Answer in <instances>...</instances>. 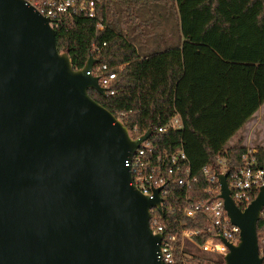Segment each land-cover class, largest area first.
<instances>
[{
    "label": "water",
    "instance_id": "water-1",
    "mask_svg": "<svg viewBox=\"0 0 264 264\" xmlns=\"http://www.w3.org/2000/svg\"><path fill=\"white\" fill-rule=\"evenodd\" d=\"M52 19L24 0H0V264H163V233L150 225L154 198L126 161L151 137L94 99L108 88L60 50ZM224 206L241 229L223 264H264L258 223L264 185L239 207L229 170H216Z\"/></svg>",
    "mask_w": 264,
    "mask_h": 264
},
{
    "label": "trees",
    "instance_id": "trees-1",
    "mask_svg": "<svg viewBox=\"0 0 264 264\" xmlns=\"http://www.w3.org/2000/svg\"><path fill=\"white\" fill-rule=\"evenodd\" d=\"M151 5L161 6L167 15H182L185 39L180 44L163 48V35L154 38L153 21L140 12ZM245 17L252 19V26ZM55 30L60 50L70 54L75 68H83L93 54L99 65L108 66L102 74H116L110 85L116 93L102 95L91 89L90 94L115 115L123 113L129 129L137 126L135 136L151 127L156 153L183 145L198 181L186 193L175 182L182 173L171 175L162 214L166 235L178 236L175 254L180 260L183 228L199 230V243L213 234L204 215L184 214L188 201L215 200L204 190L202 167L222 170L220 155L230 172L243 165L245 138L228 143L264 103V0H101L97 18L72 13L63 16ZM93 45L99 51L93 52ZM176 114L183 127L160 132L158 128ZM256 149L258 163L264 166V146L257 144ZM258 235L264 256L263 216ZM216 261L223 264L224 259Z\"/></svg>",
    "mask_w": 264,
    "mask_h": 264
},
{
    "label": "built area",
    "instance_id": "built-area-1",
    "mask_svg": "<svg viewBox=\"0 0 264 264\" xmlns=\"http://www.w3.org/2000/svg\"><path fill=\"white\" fill-rule=\"evenodd\" d=\"M26 3L33 5L42 14L52 19V26L55 28L59 25L60 19L65 15L72 13L84 14L89 18L98 17V6L101 0H24ZM104 25L99 24V29H103ZM105 44V43H104ZM93 52L99 51L93 45ZM95 57V56H94ZM108 69L107 64L99 65L96 62L91 73L98 75L99 82L103 87L108 88V93L114 94L116 91L110 89L113 79L116 77L115 73L102 74ZM117 116V115H116ZM123 113L117 116L120 120ZM183 122L179 114L173 116L166 124L160 126L158 130L165 132L169 129H181ZM138 132V127L129 129V134L132 138H137L141 135L135 136ZM143 135V134H142ZM256 148H248L243 155L244 163L228 175L229 188L232 197L236 204L245 209L256 197L260 188L264 185V166L259 165L256 154ZM222 166V172H226V158L220 155L217 159ZM126 165L131 167L132 183L145 195L154 198L156 189L159 191L160 197L164 199L162 202L163 210L166 208V196L170 189L168 187L169 178L177 172L182 175L175 178V182L186 193L192 190L194 184L198 181V175L194 174L190 165L187 153L183 145L178 146L172 151L165 150L156 153L152 138L145 140L140 147L135 151L130 159L126 161ZM217 168L214 166H203L202 174L206 181L205 192L208 195L215 197L214 201L194 200L188 201L184 208V214L188 217H195L199 214L204 215L213 232L205 241L199 243L195 240V236L199 234V230L183 228L181 239V259L178 260L175 254V244L177 235L165 233L166 225L162 219V212L156 207L152 208V217L150 225L154 233H163L164 237L160 243L159 257L163 264H188L194 258L185 252L184 240L185 238L192 241L203 252L212 253L215 257H224L228 252L229 247L227 243L221 238H225L231 243L237 244L240 239V227L232 223L228 212L224 206V200L218 195L221 193L220 179L216 173ZM188 198V196H187ZM264 217V212L262 214ZM185 223L181 222L183 226ZM261 250V249H260ZM262 253V250H261ZM207 260L204 258L198 259L195 264H220L217 258Z\"/></svg>",
    "mask_w": 264,
    "mask_h": 264
},
{
    "label": "rangeland",
    "instance_id": "rangeland-1",
    "mask_svg": "<svg viewBox=\"0 0 264 264\" xmlns=\"http://www.w3.org/2000/svg\"><path fill=\"white\" fill-rule=\"evenodd\" d=\"M182 3V1L178 2L180 10ZM185 5V7L188 8L190 6V3H186ZM140 12L143 18L151 19V21H153V27L152 29H150L151 31H154V38L158 37L161 34L163 35V39L160 40L161 46L163 48L167 45L180 44L181 39H185L182 15H180L179 17L175 14L167 15L165 14L166 11L158 5L142 6ZM189 15L190 12L187 13V17L185 16L187 21H189ZM196 18L199 20V22L202 21L201 15H197ZM244 21L248 24V26H252L251 18L245 17ZM124 32L126 33V30ZM150 38L152 41V37ZM255 119L257 120L253 121L252 124L246 127L239 134H236L234 138L229 141L228 146L237 142L241 135L249 139V141L247 142V146H249L250 148L256 147V145L259 143L264 144V107L260 111V113L255 116ZM261 137H263V139L260 141ZM184 245L185 252H187L191 256L189 257V259H192V257L194 258L188 264H195L198 261V259L195 257H200L199 259L204 257L217 258L212 253L203 252L199 247H197L192 241L187 238H185L184 240Z\"/></svg>",
    "mask_w": 264,
    "mask_h": 264
},
{
    "label": "crops",
    "instance_id": "crops-1",
    "mask_svg": "<svg viewBox=\"0 0 264 264\" xmlns=\"http://www.w3.org/2000/svg\"><path fill=\"white\" fill-rule=\"evenodd\" d=\"M263 107H264V103L260 106V108L258 109V111L254 114V116L252 117V119L246 124V126H245V128L246 127H248L250 124H252V122L253 121H255V120H257V119H255V116H257L259 113H260V111L263 109ZM259 118V117H258ZM244 128V129H245ZM264 133V132H263ZM239 134V133H238ZM244 144L247 146L248 145V141H249V139L247 138V137H245L244 136ZM263 139V137H261L260 138V141ZM259 144H261V143H259ZM263 146H264V144H262ZM248 148H249V146H247ZM254 148H256V147H254Z\"/></svg>",
    "mask_w": 264,
    "mask_h": 264
}]
</instances>
